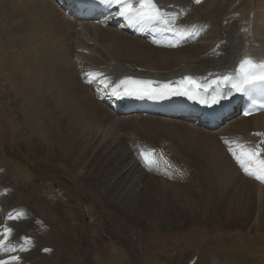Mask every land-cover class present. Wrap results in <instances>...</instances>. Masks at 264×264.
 <instances>
[{"label": "bare ground", "instance_id": "obj_1", "mask_svg": "<svg viewBox=\"0 0 264 264\" xmlns=\"http://www.w3.org/2000/svg\"><path fill=\"white\" fill-rule=\"evenodd\" d=\"M155 2L174 18L173 31L188 34L190 40L178 43L174 37H162L151 42L111 23L106 25L95 19L79 22L57 0H0V13L14 9L12 14L0 16V25L10 32L15 24L19 28L6 37V45L12 50L9 54L7 48L4 54L12 61L10 66L17 77L22 110L28 119L41 117L45 127L42 133L26 131V141H22L26 152L40 159L44 168L55 160L66 161L73 176L82 185H89L86 177L93 182L94 170L100 172L91 157L97 151L106 155L120 150L121 167L115 170L112 179L103 178L110 187L122 189V193L113 192L115 202L127 195L120 204L123 211H133V220L120 237L133 252L140 243L144 258L151 252L149 238L162 239L170 234L168 239L177 248L189 243L198 249L196 264H264V245L256 247V251H250L253 245H248L249 252L241 253L240 245L232 243L234 234L230 233L232 223L242 216L248 215L250 219V223L242 226L257 227L264 219V181L246 174L229 151L234 145L225 143L237 141L254 147L259 139L256 133L264 128V112L249 117L235 113L224 124L209 129L174 117L122 114L109 104L107 94V88L121 80L144 78L158 85L191 74L207 81L210 77L231 75L246 57L255 60L264 57V0ZM88 72L102 75L91 80L85 75ZM223 93L226 98L228 90ZM212 94L213 90L209 97ZM33 119V124L39 122ZM164 136L175 137L191 160L214 162L209 167L211 173L204 174L209 185L219 187L188 189L174 185L170 190L138 192V178L148 176V171L159 175L170 171L163 162L146 167L136 152L152 149L158 157V145ZM107 140L110 142L105 146ZM72 146L78 150L71 152ZM36 173L31 163L25 161L20 175L14 164L0 153V239L5 228L12 229L0 246V261L8 264H38L42 254L39 240L44 233L36 216L44 223L47 221L58 238H66L65 231L69 233L68 223L60 220L66 217H60L55 210L49 211L50 216L44 215L48 196L60 195L64 189L58 187V182L56 185L47 179L46 171L41 172V180ZM122 176L128 179V184H122ZM172 176L180 177V174ZM20 181L33 187L30 194L38 207L13 206V202L23 198L18 190ZM228 184L230 188L226 189ZM92 187L100 191L97 184ZM226 227L229 229L225 232ZM192 231L204 234L200 242L191 238ZM213 248H219L220 252L213 253ZM125 255L110 256L108 259L113 261L106 264H125ZM13 256L19 259L13 261L10 259ZM168 257L164 256V261L159 263L171 264L174 254L172 259Z\"/></svg>", "mask_w": 264, "mask_h": 264}, {"label": "rangeland", "instance_id": "obj_2", "mask_svg": "<svg viewBox=\"0 0 264 264\" xmlns=\"http://www.w3.org/2000/svg\"><path fill=\"white\" fill-rule=\"evenodd\" d=\"M13 11L14 9H9L5 13L12 14ZM5 13H0V16H3ZM3 28L4 26L0 25V153L9 160L10 163L14 164L20 175L23 174V167L25 166L26 161L31 163V167L36 170L37 173L35 175L39 180H41L40 177H42L41 172L46 171L47 179L50 178V181H55V184L58 182V187L64 189V192L60 193V195L57 194V196L53 197L51 195L48 196L47 194H42L44 197L48 196V203L44 204V209L46 211L44 212V215L50 216L52 214L49 211L55 210V212L60 213V217H66L65 220L64 218H60V220L63 221V224L68 223L66 229L69 227V233L65 231L66 238H58L53 230L46 224L47 221L44 223L38 216H36L42 227V229L40 227V230L44 233L41 235V241L39 240V246L43 255L40 253L41 255L38 259V264H106L107 262L113 261L108 259L110 256L120 254L125 255L126 252L124 259L125 264H157V262L160 264L159 262L164 261V256H169L168 258L172 259L173 254L174 258L171 264H196L199 255L198 249L192 248L189 243H184L182 244L183 246L181 245L177 248L175 244L168 239V236H171L170 234L162 239H159V237L156 239L149 238V241L152 244L149 245L151 252L148 253V258L142 256L140 243H138L139 247L135 246L136 248H134V252L132 251V248H130V250L122 243L120 236L124 233L125 226L133 220V211L122 210V204L120 203L127 195H122L120 201L115 202L112 197L113 192L118 190L122 193V189H114L113 187H110V185L106 183L107 181L103 178L105 176L109 179L111 176L112 179L116 175H113L115 170L121 167L122 163L118 164V159L121 155L120 150H117L116 153L109 152L106 155L101 151H97L91 157V161L94 162L95 168L100 172L97 173L94 170L96 176L93 182L86 177L85 181L89 182L87 183L89 185H82L81 180L75 178V175L73 176V172L68 164L66 165V161L61 160L62 162H60L59 160H55L47 163L44 168L40 159H35L26 152V147L22 141H26L28 130L32 133H42L43 131L45 132V127L41 117L34 119L32 117L34 122L39 121L33 124L32 119H28V115L25 116L22 110L21 96L16 87L17 77L10 66L12 61L7 60L5 57L6 52L4 51L8 48L7 51L9 50L8 53L10 54L12 50V48L9 49V45H6V37L10 30L5 31ZM17 28L18 26L15 24L14 31L10 33L15 34V30L19 29ZM262 130L263 132H261ZM261 131L259 139L264 140L262 138L264 128H262ZM103 136H106V134L104 133ZM42 138H44V136H42ZM48 140L49 139H47V141ZM108 142L110 141L107 140L105 146ZM125 145L127 146V144ZM127 147H125V149H127ZM77 150L78 148L74 146L71 147V152ZM158 150V157L163 156L162 161H167L166 164H168L170 171L162 175L156 174L153 171H148V176L138 178V192H140L139 190L145 191V189L146 191L152 190L153 192L166 189L170 190L174 188L171 187L174 185L175 188L180 186L188 189L198 187L206 188L208 186L214 188L219 187V185H209L207 176L205 177V174L209 175L211 173L209 167L214 162L203 161L200 159L191 160L190 155L178 144L175 137L164 136L163 140L158 145ZM162 161L159 160L161 163ZM171 173L173 175L179 173L180 177L172 176ZM241 177L248 183V179L243 176ZM89 178L92 179L91 176H89ZM120 180L122 184L129 183L128 179L123 176ZM204 181L206 183H204L203 186L202 183ZM9 183L10 182H8V184ZM92 184H97L100 191L98 190V192L97 189H94ZM18 186V190L22 193L23 198L13 202V206L19 204V206L38 207L30 194L33 187L24 184L22 181L18 182ZM229 188L230 184L226 185V189ZM60 191L62 190L60 189ZM49 201H51V203ZM145 201L147 202V200ZM47 204L50 205L48 206ZM23 209L24 208H21V210ZM1 216L2 215H0V217ZM247 223H250V219L248 215H245L238 218V220L234 221L230 226V233L234 234L232 243L240 245L239 250L241 253L249 252V250L256 251V247L264 245V219L259 221L257 227L251 225L242 226ZM242 228H244V232L241 231ZM228 229L229 228L226 227L225 232ZM130 234L133 233L130 231ZM190 234L191 238L197 242H200L201 237L204 235L198 231H192ZM53 237L55 238L53 239ZM178 237L179 236H174L173 238ZM248 245H253V247L248 250ZM142 247L144 248V245H142ZM185 247H188L189 250L186 251ZM45 249H48V251H45ZM213 249V253L218 254L220 252L219 248ZM129 252L131 253V256ZM185 253L188 254L182 255ZM135 254H137V257H135ZM95 256L97 257V261L94 260ZM256 259L259 258L256 257Z\"/></svg>", "mask_w": 264, "mask_h": 264}, {"label": "snow or ice", "instance_id": "obj_3", "mask_svg": "<svg viewBox=\"0 0 264 264\" xmlns=\"http://www.w3.org/2000/svg\"><path fill=\"white\" fill-rule=\"evenodd\" d=\"M197 3L200 0H196ZM82 10L92 11L95 10L97 5L103 6L106 10L115 9V16L123 17L130 24H140L144 27L153 28L154 30L160 28L161 30L173 31L171 25L174 23V18L157 5L155 0H78ZM179 35V33H177ZM91 80H96L102 74L98 72H88L85 74ZM105 83L104 80L100 81ZM214 84L221 83L229 85L227 95L233 92L242 93L250 99L255 97H264V62H255L251 58L243 59L239 66L231 75L223 76L221 81H213ZM150 81H132L121 80L113 88L114 95H120V88H123L125 95H145L151 98H159L164 95H184L189 99H197L199 96L200 85H197L190 77L185 76L183 80L179 81V87L172 88L169 84L160 85L158 87H151ZM127 85H134V87H127ZM211 85L203 86L204 93L208 92ZM225 98L219 88L213 90L212 102L216 103L219 99ZM201 103H207L206 99H201ZM253 107L255 104L253 103ZM249 111H245L244 115H249ZM256 135H261L256 133ZM226 144L231 143L234 147H229V151L233 157L244 169L246 174L254 176L258 180L264 181V158H261V152H264V140H261L254 147H248L243 143L237 141H225ZM139 158L142 160L146 167L151 168L158 164L163 156L157 157L154 150L141 149L138 153ZM167 163V161H165ZM12 232L11 228L4 229L3 239H0V246H3L4 241L7 239L8 234ZM9 249H6L8 251ZM14 251L15 249H10ZM23 250V249H22ZM48 251V249H45ZM11 260H18V257H11ZM0 264H8L7 261H0Z\"/></svg>", "mask_w": 264, "mask_h": 264}]
</instances>
